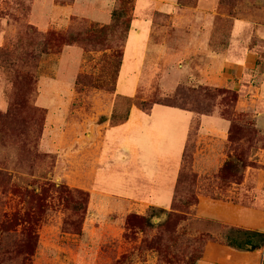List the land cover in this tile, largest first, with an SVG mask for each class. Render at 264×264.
Segmentation results:
<instances>
[{"label": "rangeland", "instance_id": "374dc122", "mask_svg": "<svg viewBox=\"0 0 264 264\" xmlns=\"http://www.w3.org/2000/svg\"><path fill=\"white\" fill-rule=\"evenodd\" d=\"M117 2L0 0V262L243 264L245 256L240 250L244 249L232 246L230 239L243 235L238 229L249 230L240 226L247 213L253 220L264 221V189H256L253 185L256 182L252 180V184L246 183L248 191L235 190L234 184H241L245 174L242 180L236 179L223 186L217 172L212 171L198 175L194 191L197 204L189 209L170 208L181 153L173 149L168 157V143L157 139V135L162 139L169 121L159 111L164 107H158L151 116L138 106L133 107L134 114L144 117L143 135L135 127L128 133L127 124L110 127L106 131L97 173L99 188L116 198L125 202L151 199L153 203L166 206L167 212L157 208L153 213V229L124 223L128 209L143 211L137 205L115 209L106 206L100 211L94 208L95 215L89 211L85 215L74 214L65 205V194L51 186L52 183L61 184L62 174L74 163L81 167L83 161L89 162L91 156L97 155L98 144L88 134L97 132L95 129L102 116L110 117L117 94L135 97L137 101L169 97L167 91H174L179 83L185 84L182 82L190 75L186 60L202 62L204 41L195 44V39L203 38L210 44L213 40V45L226 43L233 18L246 13L248 7L252 11L250 16H264V0H225L219 5L218 14L204 21L194 12L197 5L179 6L175 14L154 12L151 15L155 27L152 43L156 46L148 47L145 52L147 34L144 32L139 40L133 36L122 66L118 61L119 45L92 50L82 44L65 43L63 37L70 30L87 28L98 33L111 21ZM138 2L143 7L147 0ZM201 4L213 8L215 0H201ZM135 10L136 0H133L132 20ZM20 38L28 49L35 42L45 40L49 53L42 54L39 59L36 92L28 108L18 106L9 111L13 88L24 89L18 72L28 73L32 65L29 62L23 67L10 65L17 55L14 45ZM217 98L216 110L222 116L253 122V110L239 113L232 108L231 102ZM195 101L196 96L179 100V103L195 107ZM178 111L182 113L177 116L178 123L171 122L176 124L173 134L180 140L184 133L188 134L191 113ZM34 113L36 117L40 113L43 115V132L42 126L27 127L26 118L34 117ZM211 119L224 123L215 116ZM125 140H132L138 146L139 155L125 158ZM115 142H119L118 145ZM211 152L210 163L216 167L223 156H216L215 150ZM261 167L264 163H257L255 168ZM69 183L76 197L88 199V194H83L87 192L78 190L82 188L71 186L76 183L73 177ZM90 197L89 194V203ZM12 221L15 225L7 230L6 226ZM31 226L35 228L36 245L29 233ZM172 234L183 240L177 247L173 245L177 257L169 262L159 258L157 245H166L174 236ZM195 249L202 257L193 262L190 254ZM32 250L34 253L29 254ZM250 251L253 250L244 252Z\"/></svg>", "mask_w": 264, "mask_h": 264}, {"label": "crops", "instance_id": "0c3cea01", "mask_svg": "<svg viewBox=\"0 0 264 264\" xmlns=\"http://www.w3.org/2000/svg\"><path fill=\"white\" fill-rule=\"evenodd\" d=\"M247 2L249 3V1ZM166 5H168L167 9L163 8ZM219 5V0H215L213 8H208L206 6H203L201 4V0H199L197 7L194 8V12L199 19H202L203 21L208 20L209 16L214 17L215 14H218ZM144 6L141 7L138 0H136L135 17L132 20L129 37L124 47V57L122 63L125 59L130 41L133 36L139 40V37H142L144 32L147 34V38L145 40L146 43L144 45V47H147V51L145 52H148V47L150 49L152 46H156L154 43H152V34L155 27L151 15L154 12L175 14L180 5L178 4V0H147ZM257 10L260 11V9ZM251 13V8L248 7L246 13L239 14L238 16L233 18L232 29L226 43H217L213 45V40H210V44L208 43L209 40L207 41L203 38L195 39V44H198L200 40L204 41L202 45L204 46L202 47L203 57H200V59H202V62H196L194 59L186 60L190 75L188 79L182 83L193 86L207 85L214 87H226L236 90L239 93L236 110L239 113H248L253 110L255 114L252 115V123L256 127H258L264 134V16L258 18L256 16H250ZM208 28L209 27H207L206 29ZM201 31H205V27L201 28ZM172 91L167 92L171 93ZM133 107L131 109L130 116L127 122L112 126L108 121H106L100 124L97 129H95L97 130V132H94L92 134L89 133L88 135L93 139V141L97 142L98 144L97 155L91 156L89 162L83 161V165L81 167H78L74 163V165L71 166L69 170L65 171L64 174H62V180H64L67 184H70L69 179L73 177V179L76 180V183L71 184V186L79 187L89 192L91 197L88 211L90 214H97L94 211V208H96L97 211H100V209L106 206L115 209L120 207L130 208L137 205L142 207L143 209V211H140L138 209L137 211H132L128 209V213L126 214V216L131 212L146 214L150 206L166 208V206L161 205L159 202L153 203L151 199H136L134 201L125 202L124 199L116 198L112 193L106 192L98 186V166L101 161L100 156L102 148L104 146L106 131L109 130L110 127L116 128L120 125L127 124V126L129 125V128L126 130L128 133L135 127L136 129L141 130V135H143V126L145 124L144 117L142 115H139L138 113L134 114ZM158 107H164L161 108V110H158L160 111V113H162V115H164L165 118H168L169 121L167 123L166 129L162 132V139L160 135H157V139L160 142L162 140L168 143L166 149L168 157H170L173 149H176L177 154L181 153V165L179 168L180 171L182 167L183 152L188 140L191 123L195 117V113L181 108L170 107L161 104H156L150 114L145 113L141 109L140 110L144 114L151 116ZM178 110H184L191 113L189 117L190 122L188 134L184 133V136H182L180 140L178 139V137L174 136L173 132L175 128L173 129V126H175L176 124H172L171 122L175 121L178 123L179 120L177 116L180 117L182 115V113H179ZM214 116L221 118L224 123H217L216 121H213L211 118H213ZM229 127L230 121L220 113H218L217 110H215L211 115L201 116V126L197 138L196 151L194 154V170L198 173V175L201 176L202 174H207L212 171H216L218 173L221 166L227 160L229 156V150L227 151V146L228 149L230 146ZM183 129L185 131V126L183 127ZM155 133L156 131L153 130V134ZM56 134H59V137H61V133L57 132ZM59 137L58 140L60 139ZM118 143L119 142H115V145H118ZM123 146L125 147V158L130 155L133 156L132 158L139 155L138 146L135 145L132 140L131 142H128L127 140L123 141ZM211 149L215 150V152L217 153L216 156H223V159L216 167H213V165H211L210 163V158L212 155ZM106 159L108 158L106 157ZM250 159L255 163H264V145L258 146L253 151ZM252 180L256 182L253 184L256 189H264V167L255 168L252 166H248L245 170L244 181L238 185L234 184L237 186V188L234 189H246V191H248L246 183L248 182L249 184H252V182H254ZM262 194L264 199V192ZM126 216L124 218V223L126 220ZM262 218L264 219V217ZM256 219L257 220H253L252 217L249 216V213H247L242 219L240 226L246 227L252 231H259L264 233V221H261L260 218ZM240 251L245 256L243 264H264V245L262 248L250 251L249 253L244 252L246 250Z\"/></svg>", "mask_w": 264, "mask_h": 264}, {"label": "trees", "instance_id": "16d2710c", "mask_svg": "<svg viewBox=\"0 0 264 264\" xmlns=\"http://www.w3.org/2000/svg\"><path fill=\"white\" fill-rule=\"evenodd\" d=\"M117 4L111 13V21L104 25L98 33H92L87 28L70 30L63 37V40L67 45L82 44L86 48L92 50H100L120 46L119 50V64L121 65L124 57V47L127 43L129 32L132 25V19L130 17L131 5L133 0H117ZM199 0H178L180 6L198 5ZM225 0H219V4H224ZM30 31H34L32 27H29ZM62 39V38H61ZM17 53L16 57L11 59L10 65L23 67L26 63H31L28 67L29 72H18L20 79L24 81V89L20 90L14 87L12 90L9 106V111L16 110L18 106H24L28 108L30 99L36 92L37 67L39 59L42 54L49 53L47 43L45 40L35 42L31 49H28L25 41L20 38L14 45ZM7 52H2V55ZM23 83L20 82V85ZM114 91L115 88H112ZM24 90V91H23ZM23 91V92H22ZM22 92V93H21ZM20 95V96H19ZM39 96V94H38ZM169 97L165 99H152V100H139L135 97L123 94H117V103L113 108L110 117H101L100 124L108 121L110 125L116 126L128 121L130 112L133 106H138L142 111L150 114L156 104L166 105L170 107H177L184 110L192 111L195 113V117L192 120L188 140L185 145V149L182 156V167L179 171L177 182L174 188L173 199L170 208L175 210L181 208L189 209L193 205L198 203V197L195 194V186L198 178V173L194 170V154L197 147V138L201 126V116L211 115L216 110L217 97H223L227 102L233 104L232 108H236L239 99V93L236 90L226 87H214L207 85H200L197 88L188 87L185 84H179L177 88L169 93ZM196 96L195 107L186 106L179 103V100H190ZM23 101H21V100ZM230 121L229 127V156L224 164L219 169L217 176L220 184L223 186L229 185L236 179L242 180L244 178L245 170L248 166L256 167L257 163L250 159L253 151L260 145H264V134L256 127L252 122L246 119H238L236 117H226ZM43 115L40 113L36 117L26 118L28 122L27 127H43L42 121ZM32 122V123H31ZM34 122V123H33ZM41 127V128H42ZM44 127L42 128L43 132ZM194 131V133H193ZM51 186L65 194V205L74 214L85 215L89 210V192L83 191V194H88V199L83 197H76L73 194V189L69 185L62 181L61 184L52 183ZM185 186V192L183 188ZM187 188V189H186ZM159 208L162 212H167V209L162 207L150 206L146 214H138L131 212L126 216V223L129 225L137 224L142 229H153L155 224L153 222V213ZM17 216L14 217V220ZM15 225V221L10 222L6 229ZM35 228L31 226L29 228L30 236L34 239L35 245L37 244L36 237L33 235ZM237 232L243 234L238 237H232L230 244L234 247L244 250H257L264 245V233L259 231H251L238 229ZM166 245H157L159 252V258L164 261L173 262V258L177 257V250L173 248L178 246V243L183 240L182 237L175 236V234ZM260 239L259 242H255V239ZM1 244V242H0ZM34 253L32 250L29 254ZM202 257L199 250L195 249L190 254V260L197 261ZM1 264V262H0ZM24 264H28L25 263Z\"/></svg>", "mask_w": 264, "mask_h": 264}]
</instances>
